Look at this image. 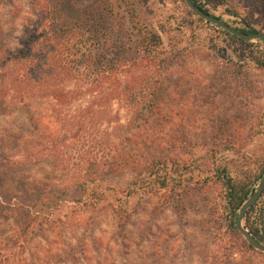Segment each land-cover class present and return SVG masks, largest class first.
<instances>
[{"label":"rangeland","instance_id":"obj_1","mask_svg":"<svg viewBox=\"0 0 264 264\" xmlns=\"http://www.w3.org/2000/svg\"><path fill=\"white\" fill-rule=\"evenodd\" d=\"M198 1L230 26H240L244 18L264 33V0H227L230 7L223 0ZM54 7L56 0H0V76L23 68L8 57L27 29L44 25L45 14L51 20ZM60 7L68 12L100 9L102 26L112 31L110 41L117 33L126 38L125 30L137 34L149 27L162 43L150 68L143 64L129 79L121 72L135 95L122 94L93 116L84 109L87 99L67 97L60 104L41 95L36 143L27 141L25 150L7 139L30 125L32 111L0 109V143L5 145L0 154V264H264V252L228 226L215 175L224 165L232 174L240 169L256 173L264 161V68L254 60L264 56V43L221 33L196 20L181 0H66ZM97 20L84 23L93 27ZM51 84L67 91L75 86L57 78L48 80ZM147 87L161 95L155 114L139 112ZM131 98L135 108L128 107ZM78 108L96 130L88 127L73 137ZM135 125L137 133L150 137L140 148L144 159L122 175H105L106 137L118 142ZM147 159L158 162L147 165ZM93 162L99 167L89 176ZM154 173L166 174V186L136 185L125 199L130 214L122 217L120 228L113 205H90L88 187L75 190L79 179L93 178L97 191L124 196L139 174L149 175L147 181L161 179ZM47 205L57 209L37 212Z\"/></svg>","mask_w":264,"mask_h":264},{"label":"trees","instance_id":"obj_2","mask_svg":"<svg viewBox=\"0 0 264 264\" xmlns=\"http://www.w3.org/2000/svg\"><path fill=\"white\" fill-rule=\"evenodd\" d=\"M64 1L66 0H56L58 8L54 7L52 11L49 10L51 20L48 21L47 18L49 17L45 14L43 16V20H46L44 25H40L34 28V30L27 29L25 40L11 58L8 57L7 60L16 61L22 64L23 68L19 69L16 74L0 76L1 85H3L0 89V109L4 113H11L18 107H26L32 111L29 118L30 125L12 133L7 139V141L12 139V147L15 146L19 151L25 150V143L27 141L36 143L35 139L37 138L38 119L40 116L38 110L41 109L40 104L42 103V100L39 99L41 95L42 97L46 96L53 99L54 102H59L60 104L66 102L67 97H71L73 101L87 99L84 109H86L87 114L93 116L94 110L98 108L109 109L113 101L123 98L122 94H127L129 97L132 94L135 95L134 88L129 84L130 80L123 79L120 75L121 72H125L129 79L143 64L144 67L150 68L149 64L159 54L162 40L160 34L152 28L145 27L144 31L138 30L137 34L133 33V30H125L123 33L127 35L126 38L117 33L115 38L110 41L108 34H111L112 31L102 26L103 19L100 9L90 10L89 8H85L76 12H68L60 7V4ZM181 1L184 2V0ZM192 1L204 12L211 14L204 3L198 0ZM221 2L229 6L227 0ZM229 7H226L228 8L226 10L230 14L236 17L242 16L239 10L234 11L233 9H229ZM187 10L191 15L195 16L196 20L215 27L221 33L231 38H237L245 43L249 42L205 21L188 7ZM91 18L98 19V23L97 25H93V27H88L84 22ZM220 19L227 23L222 18ZM241 20L240 26L231 27L239 32H260L244 18H241ZM138 37L139 39H137ZM262 42L264 43V41ZM137 45L142 47V49L140 50ZM254 60L258 67L264 68V56L257 57ZM56 78L63 81H73L75 86L69 91L64 88L55 87L52 84L49 87L47 85L48 80H55ZM148 88L144 91L147 100L139 110V112L145 111V115L148 112L155 114L161 110L159 106L161 102L160 93L156 89ZM128 104L129 108H135L132 98ZM76 113L71 123L73 137L78 136L80 132H84L88 127L91 128V130H88L89 132L93 129V131L96 130L95 126L92 127L94 123L91 119L85 123V117L80 116L79 108ZM107 123L111 125V122L107 121ZM144 123L145 125L148 123V118H146ZM139 124L141 125L142 123ZM139 128L138 125H135L134 129H130V126H128V130L122 134L121 140H118V142L111 140L108 136L106 137L107 141L104 143L103 149L107 152V158L102 163L105 175L110 177L122 175L130 167L136 168L135 166L144 159L145 153L140 148L147 144L150 137L137 133ZM54 143V145L57 144L56 141ZM0 144V154H2L5 145L3 143ZM150 160L147 159V165L155 166V161L157 160ZM0 163L4 165V161L1 158ZM91 165L92 167L95 166V168L89 171V176L94 175L96 173L95 170L99 167L97 162H93ZM263 173L264 161L256 173L240 169L238 173L232 174L226 165L222 166L220 170L216 169V180L223 188V212L227 216L228 226L232 230L237 231L235 222L241 204L255 190ZM147 177L149 175L139 174L137 179L127 187L128 190H124L126 191L125 194L123 191L122 195L124 196L112 195L103 189L97 191L98 185L96 183L91 184L93 178L90 180L82 179V181L79 179L75 190L83 191L88 187L91 193L89 198L91 201L90 205H97L98 203L104 204L103 206L113 205V209L117 210L119 216L120 228L122 217L127 218L130 214L127 208V200L125 199H128L135 193L136 185L142 186L144 184L143 181H146L145 185L152 182L153 184L156 183V187L158 188L166 186V174L159 176L154 173V177L161 178L158 179V183L153 182L155 180H145ZM55 205L51 206L52 209H49L48 205L42 206L37 212L52 214L57 209ZM245 226L258 241L264 243V190L246 211ZM28 227L29 225L26 227L27 231ZM4 252L6 253V251Z\"/></svg>","mask_w":264,"mask_h":264},{"label":"water","instance_id":"obj_3","mask_svg":"<svg viewBox=\"0 0 264 264\" xmlns=\"http://www.w3.org/2000/svg\"><path fill=\"white\" fill-rule=\"evenodd\" d=\"M186 6L193 11L200 18L208 21L223 30L235 35L238 38L244 40H262L264 41V33L263 32H255V33H247V32H239L227 23L223 22L219 17L213 16L209 13L204 12L199 6H197L192 0H184ZM264 190V173L262 174L260 181L256 189L246 198V200L241 204V207L238 212V216L235 222L236 230L244 237L247 243L252 246L254 249H257L261 252H264V243L258 241L247 229L245 226V213L261 195Z\"/></svg>","mask_w":264,"mask_h":264}]
</instances>
